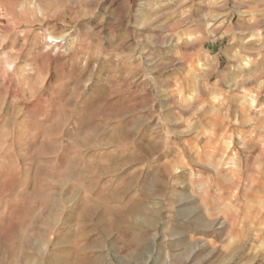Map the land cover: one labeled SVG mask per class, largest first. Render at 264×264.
<instances>
[{
    "label": "rangeland",
    "instance_id": "rangeland-1",
    "mask_svg": "<svg viewBox=\"0 0 264 264\" xmlns=\"http://www.w3.org/2000/svg\"><path fill=\"white\" fill-rule=\"evenodd\" d=\"M0 264H264V0H0Z\"/></svg>",
    "mask_w": 264,
    "mask_h": 264
}]
</instances>
